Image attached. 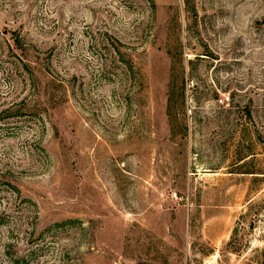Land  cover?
Instances as JSON below:
<instances>
[{"label":"rangeland","instance_id":"1","mask_svg":"<svg viewBox=\"0 0 264 264\" xmlns=\"http://www.w3.org/2000/svg\"><path fill=\"white\" fill-rule=\"evenodd\" d=\"M0 264H264V0H0Z\"/></svg>","mask_w":264,"mask_h":264},{"label":"built area","instance_id":"2","mask_svg":"<svg viewBox=\"0 0 264 264\" xmlns=\"http://www.w3.org/2000/svg\"><path fill=\"white\" fill-rule=\"evenodd\" d=\"M228 100H230V96H228V95H226V96H222V97L220 98V101L223 102V103L227 102Z\"/></svg>","mask_w":264,"mask_h":264}]
</instances>
